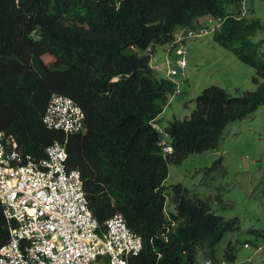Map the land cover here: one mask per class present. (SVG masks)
Wrapping results in <instances>:
<instances>
[{"label":"trees","instance_id":"1","mask_svg":"<svg viewBox=\"0 0 264 264\" xmlns=\"http://www.w3.org/2000/svg\"><path fill=\"white\" fill-rule=\"evenodd\" d=\"M209 13L226 16L214 39L257 67L258 85L236 95L206 86L191 114L166 126L173 150L164 154L153 121L174 82L158 75L151 52L171 42L179 26L196 25ZM259 29L260 20L231 14L225 0H0V130L14 133L35 158L54 140L67 139L68 165L80 169L100 223L121 211L142 235L135 264L216 259L217 243L238 226V217L217 213L180 182L173 185L176 211H168L164 180L169 163L216 147L230 121L264 103V37H254ZM54 92L81 104L86 132L66 135L44 123ZM8 237L0 201V245Z\"/></svg>","mask_w":264,"mask_h":264},{"label":"built area","instance_id":"2","mask_svg":"<svg viewBox=\"0 0 264 264\" xmlns=\"http://www.w3.org/2000/svg\"><path fill=\"white\" fill-rule=\"evenodd\" d=\"M247 1L240 0L241 13L231 14L245 15ZM225 17L205 14L196 25L175 30L168 50H174L175 65L165 74L174 82L175 92L181 91L175 77L184 78L188 66L187 40L216 32ZM152 58L153 52L150 63L160 68ZM85 118L81 104L60 92L52 93L43 114L49 128L66 135L86 132ZM153 126L163 153H170L169 130L155 120ZM66 141L54 140L46 146L44 157L35 158L22 150L14 133L0 130V201L9 229L8 239L0 245V264H135L132 257L143 249L142 235L129 226L121 211L100 223L90 208L80 169L68 165ZM256 250H264V244ZM203 264L231 262L207 257Z\"/></svg>","mask_w":264,"mask_h":264},{"label":"rangeland","instance_id":"3","mask_svg":"<svg viewBox=\"0 0 264 264\" xmlns=\"http://www.w3.org/2000/svg\"><path fill=\"white\" fill-rule=\"evenodd\" d=\"M225 2L228 12L241 13L240 0ZM245 16L260 20L264 26V0H248ZM254 37L262 40L263 29ZM170 47V42L161 43L153 51L152 64L159 65L156 69L159 76H165L168 67L175 65L176 57L174 50L168 51ZM186 47L185 77H175L180 81L181 91L169 94L158 116L163 127L189 116L196 106V96L210 84L221 85L234 95L258 85L254 81L257 67L216 41L213 33L190 38ZM260 52L264 56V41ZM179 182L189 189V195L208 200L217 213L238 217V226L227 231L217 243V257L226 258L231 264H264V250H256L258 244H264V103L245 117L230 121L216 147L192 152L182 162L169 163L164 180L168 211H176L173 185ZM226 252L234 254L235 259H229ZM198 256L203 264L206 257Z\"/></svg>","mask_w":264,"mask_h":264}]
</instances>
